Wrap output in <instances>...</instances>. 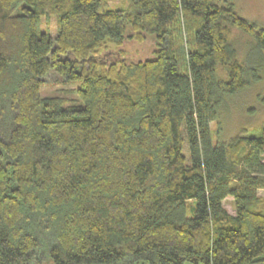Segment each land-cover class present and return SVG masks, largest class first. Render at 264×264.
Here are the masks:
<instances>
[{
  "label": "trees",
  "instance_id": "1",
  "mask_svg": "<svg viewBox=\"0 0 264 264\" xmlns=\"http://www.w3.org/2000/svg\"><path fill=\"white\" fill-rule=\"evenodd\" d=\"M231 1L0 0V264H264V124L212 128L249 85L233 28L264 50ZM147 34L152 58L98 52Z\"/></svg>",
  "mask_w": 264,
  "mask_h": 264
},
{
  "label": "rangeland",
  "instance_id": "2",
  "mask_svg": "<svg viewBox=\"0 0 264 264\" xmlns=\"http://www.w3.org/2000/svg\"><path fill=\"white\" fill-rule=\"evenodd\" d=\"M123 1L108 0V3L114 7ZM231 3L239 16L264 28V0H232ZM56 24V15L43 16L41 30L54 37L57 32ZM230 42L237 52L238 59L247 67L245 77L249 80V85L225 97L219 109L218 123H212L216 132L214 141L217 143L226 142L240 132L257 136L259 127L264 124V50L258 49L253 39L237 28H233ZM157 49L154 35L147 34L143 41L126 38L123 45H116L107 40L99 47L98 52L107 53L111 58L124 57L126 60L136 61L152 58ZM46 78L41 85L43 96L62 95L75 104L82 103L77 91L72 90L78 88L79 81L63 82L54 73ZM184 150L187 153V144ZM259 194L264 196V189H259ZM224 204L230 213L235 214L231 196L226 198ZM38 256L43 259L42 264H52L44 251L42 256Z\"/></svg>",
  "mask_w": 264,
  "mask_h": 264
}]
</instances>
